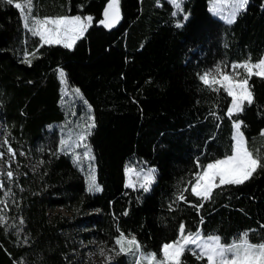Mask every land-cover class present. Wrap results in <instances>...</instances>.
<instances>
[{
    "label": "trees",
    "instance_id": "obj_1",
    "mask_svg": "<svg viewBox=\"0 0 264 264\" xmlns=\"http://www.w3.org/2000/svg\"><path fill=\"white\" fill-rule=\"evenodd\" d=\"M211 1L187 0L183 20L168 0H120L122 21L109 29L98 23L108 0H33V16L94 18L66 49L40 47L19 11L0 0V119L17 154L13 177L0 180V264H90L79 240L110 251L119 232L159 258L181 222L225 243L245 231L252 243L264 242V169L243 185L215 189L207 201L190 192L197 172L231 154L232 120L244 122L249 149L264 156V79L251 78L254 102L230 120L231 97L199 78L216 66L264 57V0H249L232 24L212 15ZM63 83L92 106L95 127L86 143L94 159L77 161L60 150L57 124L63 119L66 127L70 114ZM130 161L155 166L149 191L126 186ZM90 166L102 191H88ZM181 192L186 202L178 200ZM133 261L120 254L114 264ZM182 264L206 260L186 251Z\"/></svg>",
    "mask_w": 264,
    "mask_h": 264
},
{
    "label": "snow or ice",
    "instance_id": "obj_2",
    "mask_svg": "<svg viewBox=\"0 0 264 264\" xmlns=\"http://www.w3.org/2000/svg\"><path fill=\"white\" fill-rule=\"evenodd\" d=\"M4 2L13 5L19 11L23 26L33 36L39 37L40 47L44 45H62L66 49H73L93 25L94 18L91 15L83 17L81 15H64L43 18L33 16V0H18V2L4 0ZM169 2L176 9L172 13L173 16H176L177 12L184 11L182 7L183 0H169ZM248 4L249 0H212V7L209 10L214 15L220 16L228 24H232L235 23L238 14L246 10ZM225 7L229 9L227 15L223 14ZM182 19L187 20V15H184ZM120 20V0H108L102 13V19L98 23L111 29ZM181 26V24H177V27ZM31 55L34 56L35 53ZM24 62L30 65L32 61L26 56ZM253 76L264 79V58L256 62H252L250 58L243 62H234L223 70L220 66H216L213 70L200 75L199 78L203 85L210 90L216 92L223 90L231 97L230 107L226 112L227 117L231 120L234 115H239L244 111L246 104L249 106L253 104L254 97L249 83ZM59 77L62 82L67 83L66 73L62 69L59 70ZM75 93L80 95V90L75 89ZM243 123L242 120H232L235 135L233 136L234 145L231 154L208 163L195 174L190 187L193 196L200 198L202 201L210 200L215 189L229 185H243L253 177L258 169H264V156H261L259 152L254 154L248 147L247 139L241 131ZM94 127L95 119L90 117L86 127L79 132L74 143H70L69 140L60 141L61 151H65L69 147L73 149L82 147L84 148L83 157L94 159L95 157L90 155L91 147L86 143L87 137L91 135V129ZM8 152L13 158L15 157L16 153L10 145L8 146ZM3 155L4 153L0 152V158ZM75 158L80 161L82 156L77 153ZM127 171L129 173L127 187L135 188L138 186L144 191H148L155 181L154 169L137 172L136 169L130 167ZM132 173L136 174V183H133ZM6 175L9 179L13 177L12 171H7ZM3 187L4 184L0 181V188ZM188 190L184 189V191ZM88 191H102L97 184L91 166L88 176ZM178 200L186 202L183 192L178 196ZM0 204L6 206L5 201H0ZM193 207H203V203L193 205ZM3 222L6 221L3 220V217H0V223ZM21 223H23L22 220ZM202 223L203 219L201 218ZM248 236L249 232L245 231L236 239L225 243L219 235L209 234L205 236L201 228L194 232L191 230L186 231L185 224L181 222L178 226V238L161 246L159 258L155 252H145L134 235L129 234L126 236L123 232H119L110 251H114L117 255L131 254L134 257L133 264H182V257L186 251L198 260H206V264H264V242L252 243ZM100 255H105L103 249L100 250ZM106 259L110 264L112 257L107 256Z\"/></svg>",
    "mask_w": 264,
    "mask_h": 264
},
{
    "label": "rangeland",
    "instance_id": "obj_3",
    "mask_svg": "<svg viewBox=\"0 0 264 264\" xmlns=\"http://www.w3.org/2000/svg\"><path fill=\"white\" fill-rule=\"evenodd\" d=\"M186 1L187 0H183V3H182L183 9H184V4ZM211 7H212V1L209 4V8H211ZM175 11H176V9H175ZM228 11H229V9L225 7L223 14L227 15ZM178 13L182 14L183 16L184 15H187V17L189 16L188 13L185 12V9L183 12H178ZM212 15L223 20L224 22H226L220 16L214 15L213 13H212ZM63 86H64L63 93H64V95H66V99H62V104L67 107L66 113L67 114L70 113V114H68V118L64 122V126L66 125V127L61 126V120H63V119H61L59 121L60 123L57 124V127H58V130L60 132V141L61 140H69L70 143H74L76 138L78 137L79 132L86 127V124L89 122L90 117H93L92 106L88 102L85 103L86 100L84 99L81 92H80V95H77L75 93V89H78V88H76V87L69 88L64 83H63ZM81 96H82V98H81ZM70 105H72L75 109L73 110V108L70 107ZM262 133H264V129H263ZM234 135H235V132H234ZM7 137H8V129H7L6 125L4 124V122L0 119V152L4 153L3 157L0 158V180H1L2 176H7L6 175L7 171H12V173L14 174L15 164L17 163V154L13 158L11 156V154L8 152V146L9 145L11 146V144L9 143V140L7 139ZM5 141H7V143H5ZM11 148L13 149L12 146H11ZM60 150H61V144H60ZM65 151L73 152V153H75V155L77 153L82 155L84 152V148H82V147L78 148V151H77L76 148L73 149V148L69 147ZM22 155H24L27 158L30 168L35 169L37 167L38 162L36 161V159L33 156H30L27 154H22ZM86 158H89V157H86ZM9 165H10V167H9ZM130 167L136 169L137 172H143V171H147L149 169H154L155 170L154 176H155V181H156V168H155V166H152V165H149L146 167L137 166L135 163L130 161L127 164V169ZM127 169H126V171H127ZM131 175H132L133 183H136V181H137L136 174L132 173ZM88 176H89V174H88ZM128 181H129V173L127 171L126 185L128 184ZM152 185H153V183L151 184L150 188L152 187ZM135 188H139V187L137 186ZM58 210L65 212L64 209L59 208ZM78 243H79L80 248L84 249V251L81 254L85 255L86 259H88V261H90V264H109V262L106 259L107 256L112 257L110 264H114L116 262L117 254L110 252L105 246L99 244L98 242H96L94 240L85 241L83 239H80ZM101 249L104 250V253H105L104 256L100 255Z\"/></svg>",
    "mask_w": 264,
    "mask_h": 264
},
{
    "label": "water",
    "instance_id": "obj_4",
    "mask_svg": "<svg viewBox=\"0 0 264 264\" xmlns=\"http://www.w3.org/2000/svg\"><path fill=\"white\" fill-rule=\"evenodd\" d=\"M121 21H122V14H121V20L119 21V23L115 27H117L121 23ZM115 27H113V28H115Z\"/></svg>",
    "mask_w": 264,
    "mask_h": 264
},
{
    "label": "crops",
    "instance_id": "obj_5",
    "mask_svg": "<svg viewBox=\"0 0 264 264\" xmlns=\"http://www.w3.org/2000/svg\"><path fill=\"white\" fill-rule=\"evenodd\" d=\"M264 58V57H263Z\"/></svg>",
    "mask_w": 264,
    "mask_h": 264
}]
</instances>
